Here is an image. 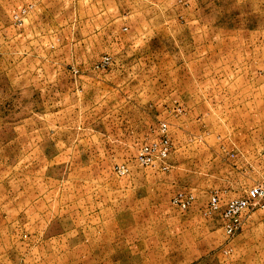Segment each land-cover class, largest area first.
I'll use <instances>...</instances> for the list:
<instances>
[{"label":"rangeland","instance_id":"obj_1","mask_svg":"<svg viewBox=\"0 0 264 264\" xmlns=\"http://www.w3.org/2000/svg\"><path fill=\"white\" fill-rule=\"evenodd\" d=\"M126 4L0 0V264H264V204L234 237L208 211L264 179V0ZM163 123L166 171L138 160Z\"/></svg>","mask_w":264,"mask_h":264},{"label":"built area","instance_id":"obj_2","mask_svg":"<svg viewBox=\"0 0 264 264\" xmlns=\"http://www.w3.org/2000/svg\"><path fill=\"white\" fill-rule=\"evenodd\" d=\"M24 14L26 11L23 12ZM17 15V20H22ZM109 58H105L102 66L109 62ZM172 152V144L168 135V126L166 123L161 124L158 138L141 149L138 160L142 165L155 166L159 165L164 171L170 168L168 163ZM123 172V171H121ZM195 201L193 193L178 192L172 199L173 206L181 209H189ZM264 204V179L257 183L254 187L249 188L244 196L233 198L226 203H222L221 198L214 195L208 206L210 213L221 212L222 229L228 237H234L241 230L246 214Z\"/></svg>","mask_w":264,"mask_h":264},{"label":"crops","instance_id":"obj_3","mask_svg":"<svg viewBox=\"0 0 264 264\" xmlns=\"http://www.w3.org/2000/svg\"><path fill=\"white\" fill-rule=\"evenodd\" d=\"M42 4H52V5H64L66 3L70 4L71 6H80V7H86V8H94V7H104V8H108L109 6H113V5H117L118 7H123L125 8L126 4V0H40ZM107 14H102L100 18H102L103 20H105L106 23H110L113 22L115 23L116 18L119 17L120 15H107ZM86 17H90V15H86ZM105 17V18H104ZM111 18V19H110ZM93 18L89 19L86 22H92ZM111 24H109L105 30L107 32H109L111 30V28L113 27H109ZM255 225L251 224V223H245L244 228L242 230V232L239 234V237L243 238L246 236H250V232H253L255 230ZM235 242V241H233ZM193 243V244H191ZM199 243H205L204 246L210 247V250H205V247L203 250L197 248V246H202ZM241 246V244H239L238 242L234 243V246L230 243L228 245H226V243H216V242H202V241H182V244H178L175 243L173 245V247H175L176 249L173 251V255H172V260L173 262H179L181 264H202L203 260L208 258L210 256V258H214V260L219 259L217 257H221L222 255H224L225 259L227 260L226 255L229 254V248L234 247V250H237L239 247ZM221 247H224V250L220 249ZM180 248V249H179ZM215 249H219V251H216L217 253H214ZM232 249V248H231ZM233 250V249H232ZM220 252V253H219ZM222 254V255H218ZM169 255V254H168ZM218 255V256H216ZM171 256V255H170ZM178 256L180 258H178ZM216 257V258H215ZM168 258H170L168 256Z\"/></svg>","mask_w":264,"mask_h":264}]
</instances>
